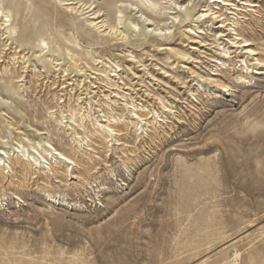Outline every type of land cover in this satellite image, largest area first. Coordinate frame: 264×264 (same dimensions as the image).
I'll return each instance as SVG.
<instances>
[{
    "label": "rangeland",
    "instance_id": "obj_1",
    "mask_svg": "<svg viewBox=\"0 0 264 264\" xmlns=\"http://www.w3.org/2000/svg\"><path fill=\"white\" fill-rule=\"evenodd\" d=\"M106 1L82 3H94L111 21ZM151 1L160 13L168 6ZM174 1L183 9L173 27L171 11L123 14L124 40L101 38L87 27L92 16L73 12L78 28L101 43L88 48L79 34L80 50L69 43L65 1L0 0L27 60L13 63L0 38V150L12 152L22 141L32 151L25 139L37 141L69 155L77 177L56 169L62 173L46 178L9 154L13 172L0 176V264H264V73L246 74L234 58L239 53L224 65L214 61L237 38L214 43L218 21L198 19L210 0ZM236 4L237 16L223 14L264 59V1ZM141 12L171 33L145 39L150 27L141 20L132 34L126 25ZM40 38L66 74L36 57ZM104 69L117 77L109 83L99 75ZM210 74L223 77L230 91L198 84L197 75ZM158 98L172 113L159 110L160 121L138 135L126 108L146 115L158 109ZM94 113L113 120L120 145L95 135L88 118ZM62 114L75 122L86 150L78 151L71 130L58 124Z\"/></svg>",
    "mask_w": 264,
    "mask_h": 264
},
{
    "label": "bare ground",
    "instance_id": "obj_2",
    "mask_svg": "<svg viewBox=\"0 0 264 264\" xmlns=\"http://www.w3.org/2000/svg\"><path fill=\"white\" fill-rule=\"evenodd\" d=\"M61 1L66 2L64 4L66 8L63 9V14L66 15L65 16L66 25L69 26V28L72 31V33H70V37L72 38V41L69 43L74 48H77L80 50H82V47L78 43V40H77V37L79 34L82 36H85V39L88 42L87 44L88 48H92L93 46L101 44V43L94 42L95 40L92 39V37H89L88 34L82 31L84 30L82 27L80 29L78 28L76 18L72 14L73 12H75V14L76 13H80V15L89 14L90 16H92L90 20H93V21H90L87 27L94 28L96 31H98V35L100 34L99 36L101 38L110 36V37H114L115 40H118V39L124 40L127 38V34L123 30H121V25L123 24V14L132 12V11H137L139 10V7H142L144 10L150 12L151 14L158 15V16L161 14H164V11H171L174 13L168 12L167 15H171L170 24H172V27H173L178 20L180 12L183 9V4H179L175 2L174 0H168L166 2L168 6L162 7V10H163L162 13H160V4L154 3L151 0H137L136 2H134L133 0H107L104 3V9L109 11V15L111 16V21H109L103 18L102 9L96 10V6H94V3H89V5H87V4L82 3V0H61ZM259 1H264V0H259ZM236 3H237V0H210L209 6L199 14L198 19H201V21L210 20V19H214L218 21L217 23H219V26L217 27V31H215L214 33V36L216 37L214 43H217L219 40L223 38L227 39L229 36H234L237 38L235 42L232 40L231 46L229 48L224 49V46H223L224 50L221 52V57L214 59V61H219V62L221 61L222 65H224L226 63V60L231 59L233 54L239 53L240 56L235 55L234 58L240 59V62L244 66L246 74H249V73L252 74V72L254 71V73L261 75L264 73L263 72L264 59L261 56H259L260 53L258 52L257 49L251 48L253 45V41L247 39L242 31L238 33L237 30L234 28L237 25V23L230 22L228 17L223 14V9H225L226 11L233 10L235 12L234 15L237 16L238 13L236 12H241L242 9L240 8V6H238L239 4L237 5ZM241 5H248V7H252V8L257 7L256 4H252L251 2L246 3V1L241 2ZM157 10L159 11V13L157 12ZM207 13H211V15H206ZM228 14H232V13H228ZM141 20H144L147 26L150 27V29L147 32H145V34H142L145 39H147V37L149 36H152L154 39L155 38L165 39L164 37L171 33L170 30L172 29V27H162L159 23L152 21L151 18L145 16L141 12L140 18L138 20L128 21V24L126 25L128 30L132 34L137 33V32L139 33L140 29L138 26L140 25ZM10 22L11 20L9 18V15L5 14L0 9V38H2V41L5 40V44L2 46L3 47L2 52L4 53L5 51L7 52L10 50H13L11 52L12 56L8 54L11 56L12 62L14 63L18 61V59L20 58L21 61H23L22 64H26L27 60H25V54L21 55V50L17 47L16 43H14V39L16 37V31L10 28L11 26ZM89 28L87 29L89 30ZM229 42L230 41L228 40V43ZM39 47L40 49L38 52L40 54H38L36 57L39 58L43 56L45 60L47 61L48 65L52 68L54 73L61 71L62 73L66 74L67 69L62 67V63L59 62V59L55 58L51 54H48L49 52L48 45L46 41L42 40L41 38L39 39ZM158 47H161L162 49H164V47L161 45ZM231 48H235V51L230 52L229 50H231ZM84 53L86 54V56L90 57V60L92 59L93 62L96 61L89 54V52H84ZM174 54L177 57V59H181L182 61H185V58L187 57L185 53L179 52V51H174ZM249 58H252V59L248 60ZM252 61H254V63L251 64ZM242 65H240V67ZM116 68H118V65H116ZM99 75L101 77H106L109 80V83L112 82V77H117V74L109 75L106 69H104L102 73H99ZM214 75L215 74H210L207 76L197 75L198 84L200 81H202L208 84H212L215 87L222 89L223 91H230L229 86L223 84V82L220 81V78L223 79V77L221 76L218 77ZM215 77H218V78H215ZM242 78L243 77L240 76L239 79H242ZM22 81L23 80L21 79L20 82ZM111 86L113 85L109 84L108 86L109 90H112ZM90 89H91L90 86H86L85 90L87 93L85 94L86 95L85 99H91V96H89L91 94ZM189 92L191 95H194L191 90ZM113 97H115V95ZM6 101L5 99L3 100V102H6ZM158 101L160 102L158 109L151 110L146 115L141 114L140 110H136V107L134 105H132L130 108L129 107L126 108L127 110H129V114H130L129 116L130 122L128 123L129 125L132 126V128L135 129L138 135H141L145 132V126L148 127V125L154 124L156 119L159 118V113H158L159 110H160V113H170V114L172 113L171 109L165 106L160 98H158ZM89 103H91V101H89ZM104 117L105 116L103 115H95V113H94L93 119L88 116V118H90V121L92 122V125H94L95 127V135L98 138H100L106 145H109L110 143L111 144L115 143V145H120L118 143L117 137L121 136L122 134L117 129L113 128V125L115 124L112 122L113 120L103 119ZM149 120H152V121L149 122ZM158 120L159 119H157V121ZM58 124L62 126L65 125V127H67L68 130H71L72 132L71 135L73 136L71 140H72V143L74 144V147H77L78 151L85 149L84 140L81 137H79L77 133L75 132L76 125L72 118H67L66 115L62 114L60 120L58 121ZM37 135L40 136L43 134L38 133ZM25 140L26 142H28V144H30L32 151H28L27 149H25V146L22 141H18L17 143H15L16 147H15V150H12V152L0 150L1 151L0 152V176L1 175L4 176L6 170L8 171V173L13 172L9 164V158H10L9 154H12L13 156L16 152L17 153L16 158L19 160V163L22 164V166L26 168L33 169L34 170L33 173L35 174L40 173L44 175L46 178H50V177H54L55 174L62 173V172L61 173L58 172L56 169H62L64 176L69 177L68 180L77 179V177L74 175V172H73L74 167H76V162L69 155L62 153L50 146H43L37 141H30L28 139H25ZM0 143L3 144L5 142L3 140H0ZM86 146L88 147L89 145L87 144ZM87 151H90V150H87Z\"/></svg>",
    "mask_w": 264,
    "mask_h": 264
},
{
    "label": "snow or ice",
    "instance_id": "obj_3",
    "mask_svg": "<svg viewBox=\"0 0 264 264\" xmlns=\"http://www.w3.org/2000/svg\"><path fill=\"white\" fill-rule=\"evenodd\" d=\"M177 6H179V5H177ZM206 15H211V13H207Z\"/></svg>",
    "mask_w": 264,
    "mask_h": 264
}]
</instances>
